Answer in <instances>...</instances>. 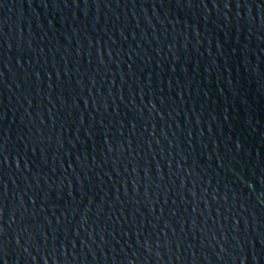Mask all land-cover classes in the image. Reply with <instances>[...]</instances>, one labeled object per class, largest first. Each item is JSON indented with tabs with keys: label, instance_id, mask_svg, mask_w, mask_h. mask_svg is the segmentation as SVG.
Returning a JSON list of instances; mask_svg holds the SVG:
<instances>
[{
	"label": "water",
	"instance_id": "95a60500",
	"mask_svg": "<svg viewBox=\"0 0 264 264\" xmlns=\"http://www.w3.org/2000/svg\"><path fill=\"white\" fill-rule=\"evenodd\" d=\"M0 264H264V0H0Z\"/></svg>",
	"mask_w": 264,
	"mask_h": 264
}]
</instances>
